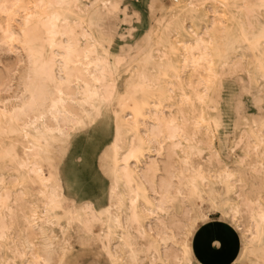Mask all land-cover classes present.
<instances>
[{"label": "snow or ice", "instance_id": "snow-or-ice-1", "mask_svg": "<svg viewBox=\"0 0 264 264\" xmlns=\"http://www.w3.org/2000/svg\"><path fill=\"white\" fill-rule=\"evenodd\" d=\"M204 13L210 26L204 30V37L197 36L191 59L187 55L181 57L171 39L156 27L162 23L161 17L165 14L170 21L187 23L189 17L195 21ZM239 13L246 14L249 22L257 17L261 20L258 33L241 28L239 34L229 37L225 44L232 51L259 52L254 57V65H248L249 80L255 72L261 83L259 93L246 88L230 92L227 98L230 114L246 112L250 107L259 109V118L246 125L252 128L248 144H244L242 137L224 155L214 143L199 139L198 133L205 131L202 117L191 121L170 118L154 127L153 134L173 141L179 137L187 142L186 148L182 144L173 145L184 152L180 177L173 179L187 176L185 187H190L192 195L185 193L183 199L194 200L195 205L187 212H177L175 206L180 192L167 182L151 197L145 194L142 203L139 189L133 190L131 195L118 196L120 203L116 207L127 215V223L123 224L126 235L122 237L126 241V256L101 249L107 259L100 264H192L189 237L202 224L216 218L225 219L232 229L241 231L246 250L257 241L264 250V0H246L244 3L236 0H141V4H136V0H104L102 5L96 0L88 3L81 0H0V15H18L24 20L16 34L0 27L5 37L3 43L9 47L10 38L11 47L27 55L26 61L23 58L20 61L25 64V72L9 70L0 77V264H68L59 252L51 249L46 239L37 252L34 243L15 235L18 207L20 198L25 196L26 184L46 183L41 162L51 166L53 153L55 160H61L73 149L87 147L103 134L105 116L117 99L120 107L138 112L144 100L172 95L175 85L169 81L177 78V61L181 58L185 68L191 66L193 70L199 68L208 73L204 95L197 86L193 88L194 98L181 97L193 108L196 100L202 104L207 92L215 87V81L222 79L218 72H213L217 56L223 62L224 55L219 42L214 39L215 18L220 17V28L229 31L227 22H234ZM33 23L34 30L30 29ZM120 25L132 27L125 30ZM136 27L143 32L135 45L137 57L134 59L139 66L130 69L124 94L115 97L110 77L127 57L122 47L121 56L110 58L107 48L116 41H124ZM90 28L98 31L89 32ZM36 33L42 36L39 42ZM81 34L88 44H81ZM58 37L61 38L59 43ZM64 37L68 39L65 41ZM49 47L62 50L58 55L59 74L54 70L56 58H49ZM187 52L188 46H185L184 53ZM236 70L239 71V66ZM201 81L203 84V76ZM49 121L54 124L50 126ZM211 123L207 122V131L214 142ZM116 132L117 141L101 154V170L98 171L100 179L114 178V194L122 178L119 170L105 164V160L111 159L110 153L119 143V126ZM21 146L23 155L20 154ZM131 155L132 152L125 160ZM205 160L209 165L207 171ZM201 181L203 187L218 192L219 198L212 196L205 200L200 193ZM81 182L87 184L88 178L84 177ZM39 196L45 197L43 208L38 207L39 202L33 204L32 215L24 219L34 232L38 229L39 236L44 237L43 224L52 222L60 203L58 197H48L45 191H40ZM105 216L111 223V207L99 213L97 222L103 223L100 217ZM242 217L251 219L247 231L240 226ZM65 218L69 227L77 223L82 231L90 230L92 220L86 221L71 210ZM117 223H120L119 219ZM213 244L222 246V241L211 238L209 246ZM67 251L64 248L65 254Z\"/></svg>", "mask_w": 264, "mask_h": 264}, {"label": "bare ground", "instance_id": "bare-ground-1", "mask_svg": "<svg viewBox=\"0 0 264 264\" xmlns=\"http://www.w3.org/2000/svg\"><path fill=\"white\" fill-rule=\"evenodd\" d=\"M122 1L123 0H119V2H122ZM8 2H12V0H8ZM81 2L88 3V2H92V0H81ZM96 2L102 5L104 0H96ZM236 2L244 3L246 2V0H236ZM242 14L243 13H239L237 15V19L234 22L231 20L227 22V28L229 29V31H225L220 28V23H219L220 21L218 22V24H216V31L214 33V39L219 42V46L221 48V51L224 53V55H223V62H222L221 57L217 56L213 64V72H218L220 76L222 77V79H218L215 81V87L211 88L207 92L206 99L204 100L202 104L200 103L199 100H196L195 108H193L192 105L188 101H184L180 98L182 105L177 106L174 100L173 94H172L170 96L165 95L163 98L157 96L155 98H148L144 100L141 105L140 110L137 112V111L131 110L128 107H120L119 101L117 99V102L114 105L115 108L113 107L111 112L107 113V114H110L113 118V125H114L115 131H114V138H113L112 143H115L117 141V132H116L117 126H119L120 133H119V143H117L116 149H113L111 151L110 153L111 159L105 160V164H110L114 169H118L119 176L122 179L120 183L117 185V191L114 194L112 191L114 178H109L111 182V186H112L111 193L108 198L107 204L103 208L98 210V214L96 217L99 216V213L103 209L111 207L112 209L111 223H109V217L107 216L100 217V219L103 220L104 233L101 237L96 236V238L100 240L103 243L104 247L110 250L113 255L121 256L124 254L126 256V249L124 247V244L126 241L122 237L126 235L123 231V224L127 223V215L123 214L122 211L116 207V204L120 203L118 196H122L125 193H128L129 195H131L133 190L139 189V194L141 197L140 202L142 203L143 197L145 196V194L151 197L152 193L156 189H158L162 184H164L163 182L159 184L160 180L157 183L155 179L156 174L154 171V167L151 169L152 172L148 168L146 169V166H148L151 163V162L150 163L147 162L146 156L150 155V153H152L153 150L158 151V148L155 146V143H157L158 145H160L161 143V141L158 139V137L160 138V135L153 134V128L159 127V124L161 122H165L169 120L170 118H175L178 121H184V120L191 121L197 117H202L203 120L205 121L203 125V127L205 128V131L200 134L204 136H208V131H207L208 121L213 120L215 128L223 127L224 129L230 126L232 123H234L235 115H234V112H232L231 114L229 113L228 105H227V98L230 92H233V91L237 92V91L233 83L234 81L232 82L228 79L230 75L231 76L234 75V72L232 70L230 71L227 67H230L231 65H233L234 67L236 66L237 63L233 62V56L235 55L236 51H232L231 49L226 48L225 44L229 37L239 34L241 28H244L242 25V21H241L243 17L242 18L240 17ZM161 20H162V23L156 25L157 29H159L160 32H162L166 38L171 39V42L176 46L177 52L181 54V57H183L184 55H187L189 59H191L192 50L195 48L197 36L204 37L206 35L204 30L210 26L209 19L206 13L199 16L195 21H193L192 18L189 17L187 19V23H185V21L183 20L170 21V18H167V14H165V16H162ZM16 22L18 24H15ZM249 23H250L249 28L247 29L244 28V29H246L250 33L252 31H255L258 33L260 25H261L260 18L257 17L256 19H254L253 21ZM23 24H24V20L22 16L12 15L11 17H5L3 15H0V27H2L5 31H10L13 34H16L20 31L21 26ZM101 27H103L102 24H101ZM30 29L34 30V23L33 25H30ZM95 31H98V29L96 28L89 29V32H95ZM36 39L39 42L42 39V36L39 33H36ZM60 39H61L60 37L57 38L58 43L60 42ZM63 39L66 41L68 38L64 37ZM2 41H4V39H2ZM80 42L82 45L89 43V41L84 38L83 34H81L80 36ZM9 46L11 48L10 38H9ZM185 46H188L187 53H184ZM238 47H243V46L238 45ZM9 49L7 48V50ZM14 51L15 49L13 50V52ZM47 51L50 54L49 56L50 59L53 57L56 58V68L54 70L57 72V74H59L60 61L58 60V55L62 51L61 48L60 47H56V48L49 47ZM107 51H108V55L110 58L120 55V53H117V54L113 53L112 45L108 46ZM244 51L248 52L251 56L250 57L251 59H249V65H254L255 63L254 57L258 56L259 52L253 54L250 51H247V50H244ZM197 55H199L198 52H197ZM25 56L27 59L26 54ZM130 61L131 60H129L128 62L123 61V63H121V65L114 72V74L111 75L110 77L111 85L116 84L115 77L120 73L122 69H124L126 73L127 72L129 73L131 69L130 66H132V64L130 65ZM135 62L136 63L134 64L133 68L139 66L137 64V60H135ZM177 63L179 67V74L177 75V78L175 80L169 81V83H172L175 85L173 93L178 90L180 93V97L184 95H188L194 98L196 96V92L193 91V88L200 86V94L204 95V85H206V82L208 79L207 71L202 72L201 69L199 68L193 70L191 66L185 68V66L182 63V58L178 60ZM25 71H26V68L24 72ZM93 71H95L94 68H93ZM187 71H192L193 76L196 74L203 76V84H202L201 79L197 83H193L191 81L185 82L182 78H183L184 72H187ZM234 71L237 74L244 72V70L241 68H239V71H237L236 69ZM236 79L234 80L236 81ZM247 82H248V87L252 86L253 83L255 82H258L259 86L261 87V83L257 79L256 73L254 76H252L251 80H249V75H248ZM189 85H192V87H189ZM248 87H245L244 89ZM166 101L169 102V106L171 107L170 114L167 119L161 117L163 113L162 108H164L163 105ZM150 112L152 113V117H150L149 115ZM127 116H129V118H127ZM217 122L219 126H217ZM52 124H54V122L49 121V125L51 126ZM251 133H252V130H251ZM49 135H51V133H49ZM128 135H129V138H127ZM166 140L170 142L171 149L182 150L181 148L173 147L174 144H182L184 145L185 148L187 147V142L181 140L179 137H177L175 141H173L172 139H166ZM108 148L109 146L104 147L103 150L101 151V154H103L105 150ZM130 152H132L131 157L125 160V157L128 156ZM20 154L23 155L22 146L20 148ZM101 154L99 156L100 160H101ZM66 156H68V154H66L64 158L61 160H55V153H53V157H52L53 163L51 164V166H49L47 162L42 161L41 168H42L44 180L46 181V183L40 184L39 182H37L35 185L26 184L25 196L20 198L21 205L18 207L17 228H16L15 235L18 238L28 240L29 243H34L37 246L36 247L37 252L40 251L39 245L43 242V239L47 240V243L51 246V249L54 252H59V253L64 252V248L66 246L64 243L61 244L60 241H61L62 235L64 234L66 230L69 232L72 231V233L75 234L76 229H77L79 230V234H83L86 236H90L91 234H93L92 232L94 231V230L93 231L89 230L87 232L82 231L80 228V225L77 223H74L72 227H69L68 220L67 218H65L66 213L69 210H71L73 213L77 214L78 217H83L85 220L84 213H83V207L81 205H77L75 200L70 201V206L68 203L67 206L69 207H67L66 204H64L62 201L64 197H67V192H66L65 182L63 180V177L61 176L60 168ZM78 157H80L79 154H78ZM100 160H99V164H100ZM56 163H58L59 166H56L55 165ZM153 165L154 164H151V166ZM68 166H69V171L71 172V170L73 169V165L68 163ZM149 172L152 173L150 176H149ZM172 177H169V178H172ZM129 178H130V182H129ZM165 179L166 178H164L162 181H164ZM168 181L169 182L167 183H171L170 180ZM186 181H187L186 182L187 184L188 180L186 179ZM186 189H190V187H186ZM40 191H45L46 196L48 197H51L53 195L58 197V200L60 203V208H58L56 212L54 213L52 222L43 224L44 237L39 236L38 229L34 232V230L29 227L28 223H26L24 219V217L32 215L33 213L32 205L33 204H36L37 202H39L38 207L43 208V202L45 200V197L39 196ZM178 191L180 193L183 192L181 187H179ZM176 206H177V209L179 210L180 204H177ZM39 215L40 214L37 213V218H39ZM117 219H119L120 223H117ZM97 225L95 226L98 227ZM109 228H111L110 232H109ZM260 250H262L261 246H260Z\"/></svg>", "mask_w": 264, "mask_h": 264}, {"label": "rangeland", "instance_id": "rangeland-1", "mask_svg": "<svg viewBox=\"0 0 264 264\" xmlns=\"http://www.w3.org/2000/svg\"><path fill=\"white\" fill-rule=\"evenodd\" d=\"M136 4H141V0H136ZM121 15H123V13H121ZM240 17H243L241 19L243 27L246 29L249 28L250 23L247 19L246 14H242ZM215 19L217 21L216 24H218V22L220 21V17H216ZM15 24L18 23L16 22ZM120 27L126 30L127 27H132V25H120ZM120 34L123 35L124 32H121ZM142 36L143 32L141 28L136 27L134 28L133 32H130L126 35L124 41H116L112 44L113 53H120L119 56L122 55L121 48H124V55L127 57L124 62H128L129 60H131L130 65L132 64V66H130V68H133L134 64L136 63V59H134L135 57H137L135 45L137 43V40L142 38ZM2 39L5 38L3 37L2 32H0V77H3L5 74H7L9 70L23 73L26 67L25 64L20 63V61L22 58L25 61L27 60L25 53L22 52V50H18V48H10V46L7 47L8 49L10 48L9 50H7V48H5V44H3ZM14 49L15 51L13 52ZM250 57V54L245 51H236L235 55L233 56V62L237 63L236 66H239V68L244 70V72L240 74H237L234 71L236 69V66L234 67L233 65H231L230 67H227L230 71L232 70L234 72V75H230L228 79L232 82L234 81L233 83L237 92L243 90L245 87H248L247 76L249 59H251ZM17 65H19L18 68ZM184 75L182 79L185 82L191 81L193 83H197L201 79V75L196 74L193 76L192 71L184 72ZM254 75L255 72L253 73V76ZM129 77L130 71L129 73H126L124 69L120 71V73L115 77L116 84L111 85L113 96L119 97L124 94ZM234 79H236V81ZM247 89L259 93V83L255 82ZM173 97L177 106L182 105L180 93L178 90L173 93ZM163 106L164 108L161 107L163 111L161 117L167 119L169 117L171 107L169 106L168 101H166ZM149 115L150 117H152L151 112ZM234 115V123H232L225 129L223 127L215 128L214 121L212 120L211 130L212 132L214 131L213 133L215 134L214 142L209 138V136H204L200 133L198 134L199 139L206 140L209 144L214 143L216 149L218 151H222L224 155H227L228 150L238 144L241 141L242 137L244 144L247 145L252 128L246 127V125L249 124V122L259 118V109L258 107H250L246 112H242L240 114H236L234 112ZM127 118H129V116H127ZM104 129V133L99 135L97 139L94 142L90 143L87 147L79 146L73 149L68 154V156L65 157L64 162L62 163L60 168L61 176L63 177V180L65 182L67 192V197H64L62 199L63 203L66 204V206L69 203L70 206V201L75 200L77 205H81L83 207L85 220H92L90 231L94 230L92 232L93 234H91L90 236L79 234V230L77 229L75 234H73L72 231L69 232L67 230L64 232L60 242L61 244H65V248H67L68 251L67 254L61 252L59 253V255L63 256L68 261V264H100L101 261L107 259L106 253L101 251V249L107 248L104 247L103 243L96 238V236L101 237L103 235L104 224H99V222H97L96 220V216L98 214V210H100L107 204L112 187L110 179L108 177H104L103 179L98 178V171L101 170L99 164V156L104 147L111 145L114 138L115 130L113 125V118L110 114H106L105 116ZM127 138H129V135ZM158 139L161 141L160 145L155 143L158 151L153 150L150 155L146 156L147 162H151L148 166H146V169L148 168L152 172L151 169L154 167V171L156 174L155 179L157 183L159 180V184H161V182H169L168 180H170V182L176 187L177 190L179 189V187L182 188L183 192L180 193L179 197H177V204H180L181 210L187 212L190 207H193L195 205L194 200L185 201L183 199L185 193L192 195L191 190L184 187L187 182V176L173 179L174 176L180 177V170L183 168L181 161L182 158H184V153L180 149H171L170 142L163 137L160 136V138L158 137ZM78 154L80 155V157H78ZM196 159L199 160L201 158L197 157ZM68 163L73 165V169L71 170V172L69 171ZM151 164L154 165L151 166ZM204 164L205 171H207L209 165L206 160L204 161ZM55 165L59 166L58 163H56ZM151 172H149V176L152 174ZM84 177L88 178L87 184L81 182ZM164 178H166V181H162ZM199 183L201 184L200 192L205 200L212 196H215L217 199L219 198L218 192L214 191L212 188L203 187L202 181ZM180 209L178 210L177 206H175V210H178L177 212H179ZM93 214H95V216ZM249 223H251L250 217H242L240 226L244 231H247ZM95 225H97L98 227H96ZM211 238H216L222 241V246H217L215 244L209 246V240ZM189 247L192 264H205L203 263L202 257H205L207 261L205 262L208 264H264V250H260L259 241H257L254 245L248 247L246 250L241 231L238 229H232L226 223V220L221 218L211 219L206 224H202L200 228L197 229V231L189 237ZM124 256L125 255L123 254L120 257ZM172 259H175L174 254H172Z\"/></svg>", "mask_w": 264, "mask_h": 264}, {"label": "crops", "instance_id": "crops-1", "mask_svg": "<svg viewBox=\"0 0 264 264\" xmlns=\"http://www.w3.org/2000/svg\"><path fill=\"white\" fill-rule=\"evenodd\" d=\"M202 259H203V263L208 264V263H206L207 261H206L205 257H202Z\"/></svg>", "mask_w": 264, "mask_h": 264}]
</instances>
